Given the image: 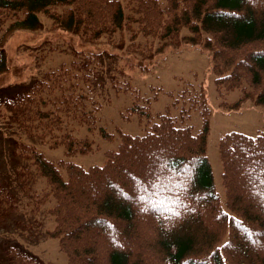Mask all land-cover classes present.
Here are the masks:
<instances>
[{
    "label": "trees",
    "instance_id": "16d2710c",
    "mask_svg": "<svg viewBox=\"0 0 264 264\" xmlns=\"http://www.w3.org/2000/svg\"><path fill=\"white\" fill-rule=\"evenodd\" d=\"M40 14L84 41L125 31L129 52L163 53L164 46L177 48L185 41L203 45L211 54L219 95L242 90L227 108L252 100L264 109V0H0V74L8 69V35L40 29ZM139 37L151 41L137 43ZM99 58L93 66L75 60L71 67L47 72L14 95L0 90L1 122L53 146L64 144L69 154L90 152L93 141L74 134L71 123L94 130L99 102L82 92L58 94L60 102L53 95L96 76ZM180 102L178 114L168 106L144 134L121 133L118 148L108 151L102 165L56 162L33 146L12 142L14 155L46 180V192L34 195L33 204L40 210L52 203L53 228L46 235L58 240L69 264H264V133L231 131L220 138L223 198L208 157L204 88L178 91L175 105ZM195 108L203 122L197 132L187 123ZM127 113L145 116L136 106ZM100 133L114 136L104 128ZM1 188L4 226L18 201ZM0 264L45 262L15 241L0 249Z\"/></svg>",
    "mask_w": 264,
    "mask_h": 264
},
{
    "label": "rangeland",
    "instance_id": "374dc122",
    "mask_svg": "<svg viewBox=\"0 0 264 264\" xmlns=\"http://www.w3.org/2000/svg\"><path fill=\"white\" fill-rule=\"evenodd\" d=\"M40 19L43 24L40 29L17 30L8 35L5 46L8 69L0 74V90L4 95H14L20 88L43 79L47 72L64 65L71 67L75 60L93 66L100 56L94 66L96 76L76 81L70 90L65 89L70 85L66 83L67 86L58 88L57 94L53 95L55 102H60L58 94L63 98L66 95L75 96L78 92L89 94L100 104L98 123L94 130H89L85 124L71 123L74 134L88 136L93 141V149L87 153L69 154L64 144L57 142L53 146L51 141L42 142L30 137L18 127L3 124L0 117V191L2 186L5 187L17 196L18 201L17 210L4 226H0V249L4 244L16 241L40 256L45 264H69L58 240L46 235L47 230L53 228V217L48 212L52 203H44L40 210L33 204L34 195L46 192V180L36 173L30 162L14 155L12 142L33 146L56 162L63 160L84 167L102 165L108 159V151L118 148L121 133L144 134L154 115L163 113L168 106L172 107L173 115L178 114L184 104L175 105V97L186 87L204 88L207 95L210 109L208 157L215 186L225 197L219 140L231 131L253 136L264 133V109L252 100L232 109L227 108L241 98L242 90L225 91L224 96L219 95L211 54L206 47L185 41L177 48L164 46L167 51L163 53H151L147 49L136 51V48L129 52L128 47L124 49L125 44H130L125 31L117 32L110 39L103 37L84 41L76 32L55 26L47 15L40 14ZM186 30L182 33L188 34ZM150 41L139 37L136 42L146 44ZM223 101H227L228 106H224ZM132 106L143 110L145 116L142 120L137 114L127 113ZM146 116H150L149 120ZM187 123L193 126L195 132L202 128L198 108L191 110ZM100 128L114 136L111 139L103 137Z\"/></svg>",
    "mask_w": 264,
    "mask_h": 264
}]
</instances>
